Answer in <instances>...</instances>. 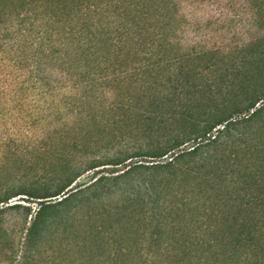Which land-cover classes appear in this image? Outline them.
<instances>
[{
    "label": "rangeland",
    "instance_id": "obj_1",
    "mask_svg": "<svg viewBox=\"0 0 264 264\" xmlns=\"http://www.w3.org/2000/svg\"><path fill=\"white\" fill-rule=\"evenodd\" d=\"M175 3L168 17L173 29L164 39L168 45L159 53L183 57L176 63L183 73L168 84L176 90L165 86L167 80L152 87L128 82L112 85L105 96L94 92L82 106L67 80L53 77L49 85L39 87L27 72L15 71L8 63L0 67V194L5 189H54L65 170H82L91 161L137 155L130 163L159 166L171 160L170 154L155 158L153 151L179 140L185 143L171 153L199 145L197 155L171 166L134 171L118 184L121 190L107 182L111 189L106 195L89 186L96 169L84 171L68 188L79 186L78 192L64 204L44 210L41 220L34 221L42 200L10 198L0 206V264H113L114 258L122 264L127 256L142 261L160 258L156 251L135 252V245L143 244L141 231L150 225L143 218L151 212L146 207L143 214L138 205L146 192L142 185L148 187L149 179L156 186L165 185L175 173L177 179L163 187L162 197L175 207L170 209L171 218L185 209L191 213L177 220L176 228L197 230L200 223L191 217L200 214L204 195L214 205L216 197L236 192L243 175L238 169L249 167V173H257L264 149L259 140L256 145L249 140L256 122L243 121L247 116L243 109L263 82L264 36L251 25L245 0ZM165 71L161 70L163 78ZM260 102L256 107L264 105V99ZM223 115L240 123L223 134L220 125L214 126L210 136H201L205 126ZM186 167L190 173L182 174ZM113 168L97 170L111 177ZM57 197L45 204L60 200ZM12 204L19 206L6 207ZM204 208L212 210L208 203ZM126 245L134 250L125 256L120 249Z\"/></svg>",
    "mask_w": 264,
    "mask_h": 264
},
{
    "label": "trees",
    "instance_id": "obj_2",
    "mask_svg": "<svg viewBox=\"0 0 264 264\" xmlns=\"http://www.w3.org/2000/svg\"><path fill=\"white\" fill-rule=\"evenodd\" d=\"M245 1L249 5L251 25L257 34L259 32L264 36V0ZM176 7L175 0H0V67L8 63L15 71L27 72L39 87L49 85L53 77L67 80L82 106L91 101L94 92L105 96L112 91V85L119 87L128 82H145L152 87L167 80L165 86L176 90L175 85L168 84L172 77L183 73V67L176 66L183 61V57L159 53L168 45L164 39L173 29L168 19ZM162 69L167 74L164 78ZM260 74L263 82L255 88L244 107L247 116L243 121L256 122L249 140H253L255 145L259 140L264 149V120H260L264 105L256 107L264 99V73ZM2 90L0 88V97ZM239 123L230 115H223L205 126L201 136H210L214 126L220 125L219 132L223 134ZM201 136L194 139L200 140ZM184 143L183 140L175 141L151 153L155 158L170 154L171 160L163 165L148 167L130 163L137 155H128L108 162L91 161L82 170H65L54 189L47 187L41 191L14 192L5 189L0 194V206L16 195L42 200L34 221L41 220L44 210L52 205L64 204L78 192L79 186L68 188L82 172L96 169L93 173L96 177L89 186L106 195L111 189L107 182L119 186L139 169L171 166L175 161L197 155L199 145L171 153ZM123 164L126 165L121 170H116ZM106 165L114 166L111 177L97 170ZM248 168L238 169L239 176L243 175L239 177L236 192L216 197L214 205L207 195L202 197L204 206L200 214L191 217V220L200 223L197 230L176 228L177 220L186 215L190 217L191 213L185 209L182 213L174 212L176 218H171L170 209L175 210V207L162 197L163 187L174 182L176 174L172 173L173 179L165 185L158 183L156 186L154 180L149 179L148 187L142 185L146 192L144 200L138 201V205L143 214L147 213L146 207L151 212L150 216L143 218L150 225L141 231L143 244L135 245L138 247L135 252L140 255L142 251H156L160 258L142 261L127 256L121 263L264 264V175L259 177L260 172L264 174V162L259 163L255 175L249 173ZM180 172L189 174L190 170L186 167ZM117 189L122 188L119 186ZM56 196L60 200L45 204L47 199ZM206 203L212 206V210L204 208ZM182 204L183 208L185 203ZM18 206L12 204L6 207ZM176 209L178 211L179 207ZM204 219L211 223L204 222ZM146 239L148 242L144 243ZM133 250L134 247L128 245L120 249L124 255ZM113 264H120V261L114 258Z\"/></svg>",
    "mask_w": 264,
    "mask_h": 264
}]
</instances>
